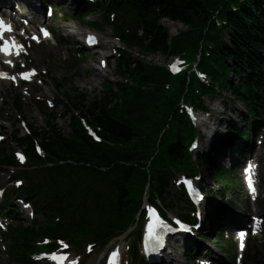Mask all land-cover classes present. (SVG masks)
Segmentation results:
<instances>
[{
    "label": "trees",
    "instance_id": "1",
    "mask_svg": "<svg viewBox=\"0 0 264 264\" xmlns=\"http://www.w3.org/2000/svg\"><path fill=\"white\" fill-rule=\"evenodd\" d=\"M110 4L138 21L141 32H130L125 37L132 47L159 51L166 56L187 49L197 53L202 48L201 67L220 82L223 92L219 96L229 92L235 100L246 104L250 116L262 115L264 0H111ZM164 18L180 21L188 29L171 37L163 24ZM205 48H210L211 59L203 52ZM127 55L129 59L120 61L118 71L135 80L134 85L109 82L94 101H88L83 92L69 95L67 99L81 114L100 124L114 146L100 148L91 143L75 114L70 118L73 127L70 134L54 129L44 136L45 146L58 147L80 165L76 170L63 169L50 174L46 187L48 197L44 199H53L50 190L57 189L58 197L64 200L59 210L69 213L85 208L87 216L106 219L104 229L108 223L106 229L109 231L114 227L124 228L133 219L149 176L152 196H155L168 190L174 170L180 171L175 165L178 160L186 162L188 171H195L187 144L196 129L190 119L178 113L177 100L188 89L199 101L197 105L203 107L201 97L195 92L201 84L194 75L191 79L179 75L167 89L165 83L170 78L163 66L147 64ZM227 104L225 102L226 107ZM53 118L57 120L56 115ZM227 128L235 132L233 137H245V129L231 119ZM78 140L82 141L80 145ZM29 141L32 144V140ZM197 156L200 162L204 160L203 155ZM2 159L9 157L0 152ZM210 168L213 180L219 182L211 197L221 198L224 209L232 205L228 199L226 202L225 191L233 190V182L224 166L211 164ZM226 219L228 217L224 216L222 223ZM36 235L38 232L33 227L14 233L12 254L17 261L31 263L27 252L33 249L31 241ZM217 236L220 238V233ZM222 242L220 238L216 244L228 250ZM186 255L191 260L193 250L186 249ZM250 263L264 264V252Z\"/></svg>",
    "mask_w": 264,
    "mask_h": 264
},
{
    "label": "rangeland",
    "instance_id": "2",
    "mask_svg": "<svg viewBox=\"0 0 264 264\" xmlns=\"http://www.w3.org/2000/svg\"><path fill=\"white\" fill-rule=\"evenodd\" d=\"M75 5L68 13L71 15L73 14V9L76 7ZM65 9H69L68 6H65ZM87 20H94L99 21L102 23L103 27L101 36L106 37V39L109 40L110 35L112 34L111 29L107 26L106 23H104L103 18L100 15H93L90 17H87ZM164 25H166L170 31H172L171 35H176L178 31L183 29V26L177 22H172L170 20L164 19L163 20ZM56 27L58 28V32L61 36V43H59L58 46H53L52 44H46L42 45L41 47L36 48V54L38 55V58L34 59L37 65H41L43 67H46L50 72L52 73V76L46 78L47 85L43 88V93L46 94L47 97H55L56 100H58V106H57V112H62L65 108L67 101H66V95L67 94H73L74 93V87H78L80 90L84 91L88 97L89 100H92L94 96L99 93L102 89V85L105 82V80L108 77H112L113 80H117L118 77L115 72V62L114 59L110 60V68L105 69L102 72L98 70L99 68V59L102 58L103 52L105 50L103 49H92L87 51V56L89 59L81 60L77 58V53L81 47L82 44L80 43V39H83L82 35L80 34L81 30H88L90 29L89 26H85L77 22L76 20H73L71 22H68L65 26L64 24L57 21L55 23ZM72 25L79 28L78 34H75V30L72 28ZM140 50L138 48L133 49V53L136 54V52H139ZM42 58V62L39 63V60ZM165 59V60H164ZM169 60H166L165 55H159V58L154 59L157 63H167L172 58H167ZM99 72V73H98ZM60 76L64 78V81H62L61 88L58 90L54 85V80H52V77ZM72 77V78H70ZM232 80L236 81V78L233 76ZM7 87V86H6ZM16 93V90L13 89L10 91L9 88H6L5 95L7 99V95L9 94V100L8 102L11 104L12 100L10 99V94ZM18 94V93H16ZM26 100H29L30 98L28 96L24 97ZM33 100V98H31ZM227 101V107L224 110L223 107V101ZM206 103L210 105V107L213 109L214 113L210 115L209 117H205V123H207L208 127L204 132H206V139H203L202 137L200 140V146L197 150L204 149L203 152L208 153L209 158H218L216 159L217 162L222 163L225 166H228L230 164L228 155L230 154V144L228 145L229 149L224 147V151L217 152V150H214L211 147V144L208 142L209 138L212 137L214 142H220L221 137H226L229 141V136L227 132L225 131V125H228L227 119H236L240 112L245 111L244 105L236 100H234L230 93H227L226 96H220V97H208L206 98ZM7 109L12 117H15L16 114L10 106H7ZM28 123L34 122L37 123V125L42 124V118L40 113L37 110V106L34 103H26V106L23 109L22 112ZM36 116V118H34ZM58 125L63 130H69V120L66 118H60L58 120ZM200 128L205 129L204 125L200 126ZM12 128H7V133L9 134L11 132ZM21 133L23 134V130L21 129ZM8 141V140H7ZM218 146V145H214ZM227 147V146H226ZM226 150V151H225ZM259 158L264 160V146H262L259 150L258 154ZM206 170L204 172L206 173ZM11 176V172L4 171L0 167V187H6L8 185H11V180H8V177ZM205 188L207 190H212L215 185V183L210 179L206 173L205 176ZM263 194H264V184L262 185ZM244 200L247 201L246 195H244ZM207 206V204H206ZM245 206V205H244ZM208 207V206H207ZM203 244V243H202ZM175 252L177 256L175 258H172V256H169V259L166 261V264H190L185 259V249L186 247L183 245L182 239H178L174 242ZM204 248H207V244H203ZM102 252V250L98 251L97 256ZM170 251H168L169 253ZM222 258L226 261V257L224 254H222ZM0 263L1 264H9V259H7V256L2 253L0 255ZM86 264H91L90 262Z\"/></svg>",
    "mask_w": 264,
    "mask_h": 264
},
{
    "label": "snow or ice",
    "instance_id": "3",
    "mask_svg": "<svg viewBox=\"0 0 264 264\" xmlns=\"http://www.w3.org/2000/svg\"><path fill=\"white\" fill-rule=\"evenodd\" d=\"M13 31H14V29H13L11 22L10 21L6 22L3 17H0V41H3V43H0V53L5 54L6 56L13 55L14 50H15V54L19 55L20 51L23 49V45L21 43L17 42L16 37L14 35L11 37H6V35H5L6 33H12ZM44 34L47 35V32L45 31ZM32 38L37 40V41L39 39L36 36H33ZM89 39L91 40L93 38L89 37ZM7 62L9 64L12 63L11 60H9ZM172 69H173V71L178 70L175 64L172 65ZM34 73H35V70L33 69L31 71H28V72L20 73V76L24 79H29V78H31L32 75H34ZM0 76L5 77V78H9V79H13V80L16 79L15 76H9L8 73H5V72H0ZM97 139H99V137H97ZM17 155L19 156L21 161L24 160V156L22 154L18 153ZM251 184H252V181H251V178H249V185L251 186ZM154 215H155V213L153 212V216ZM162 223L163 222L159 221L158 218L154 219L153 222L148 225L149 234L154 235V230H155L157 224H162ZM240 235H241V237H243L244 233L241 232ZM60 243L63 245L64 248L68 247V245L65 244L63 241H60ZM241 247H243V244H241ZM112 255H113V257H115L118 255V252H113ZM49 258L53 261H59L60 264H63V262L66 259V256L58 254L57 252H52L49 255Z\"/></svg>",
    "mask_w": 264,
    "mask_h": 264
},
{
    "label": "bare ground",
    "instance_id": "4",
    "mask_svg": "<svg viewBox=\"0 0 264 264\" xmlns=\"http://www.w3.org/2000/svg\"><path fill=\"white\" fill-rule=\"evenodd\" d=\"M39 13H37V15H38ZM72 28L75 30V34H78L79 32V28H77L76 26H74V25H72ZM102 40H103V43H102V45H103V47L104 48H109L111 45H112V41H110V40H104V38L102 37ZM99 73V72H98ZM209 116V114L207 113V112H205V111H203L201 114H198L197 115V118H198V122L199 123H202V124H205V117H208ZM226 137H221V141H226Z\"/></svg>",
    "mask_w": 264,
    "mask_h": 264
}]
</instances>
